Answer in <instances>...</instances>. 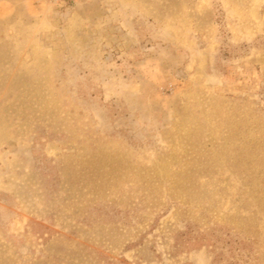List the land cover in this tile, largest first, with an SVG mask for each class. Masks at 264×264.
<instances>
[{
  "label": "rangeland",
  "instance_id": "374dc122",
  "mask_svg": "<svg viewBox=\"0 0 264 264\" xmlns=\"http://www.w3.org/2000/svg\"><path fill=\"white\" fill-rule=\"evenodd\" d=\"M0 264H264V0H0Z\"/></svg>",
  "mask_w": 264,
  "mask_h": 264
}]
</instances>
